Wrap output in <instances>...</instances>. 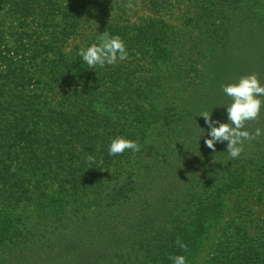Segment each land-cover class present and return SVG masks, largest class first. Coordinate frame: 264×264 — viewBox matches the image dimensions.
Masks as SVG:
<instances>
[{
	"label": "trees",
	"instance_id": "trees-1",
	"mask_svg": "<svg viewBox=\"0 0 264 264\" xmlns=\"http://www.w3.org/2000/svg\"><path fill=\"white\" fill-rule=\"evenodd\" d=\"M111 1L119 8L126 4V0H0V200L5 209L0 211V244L8 243L10 249H0L1 263L13 259L24 264L33 257L44 261L31 249L46 246L44 252L53 255L51 264H173L171 257L177 255L194 264L209 222L223 213L221 194L241 186L256 163L255 150L246 144L240 158L232 160L225 153L226 144H218L216 152L209 149L205 134L198 138L202 141L197 155L183 157L182 145L173 149L171 142L190 122L186 117L190 105L205 98L185 79L176 87L186 74V66L179 71L177 61L209 54L210 65L231 66L229 78L236 80L232 67L237 64V34L243 24L253 27L252 20L255 28L264 26V0H216L211 9L199 13L194 28L200 33L180 39L158 19L134 28L107 22L82 47L65 52L80 28L106 15ZM159 1L152 0L155 9ZM105 32L119 36L127 51L138 56H172L163 84L151 77L143 87L133 79L135 73L122 66L94 70L83 64L80 50L97 43ZM224 98L219 96L223 106L229 105ZM214 114L213 119L220 121L227 115L223 108ZM158 122V136L150 143L147 129ZM170 126L171 134L161 137ZM118 137L138 142L141 151L110 156L109 144ZM257 139L252 140L256 148L264 143ZM160 149L165 155L159 156ZM106 175L110 177L105 179ZM50 183L68 188L69 204L47 196ZM171 187L175 201L162 219L142 221L152 219L144 212L153 204L141 208L143 214L128 226L132 229L124 222L130 209L114 217L129 201L132 211L139 212L137 198L145 189L156 204L169 196ZM35 197H48L50 209L27 239L12 212ZM134 228L146 230L135 235ZM138 240L146 241L141 246H150L145 252L152 259L118 257L119 248ZM232 241L219 264H264V230L255 237L238 231Z\"/></svg>",
	"mask_w": 264,
	"mask_h": 264
},
{
	"label": "rangeland",
	"instance_id": "rangeland-1",
	"mask_svg": "<svg viewBox=\"0 0 264 264\" xmlns=\"http://www.w3.org/2000/svg\"><path fill=\"white\" fill-rule=\"evenodd\" d=\"M215 1L216 0H160L156 9L153 7L152 0H126L124 8H119L117 3L111 1V3H108V6L111 8L108 9L106 15L101 17L100 21L93 23L92 26L80 28L78 35L70 39L65 46V52L69 53L77 46L82 47L84 41L86 42L89 40L94 33H99L107 22H121L128 28H134L136 25L145 24L149 19H158L160 22L164 23L171 32H175L176 39L183 38L186 34H199L200 31H196L194 28L200 22L199 13L201 10L211 9V5L215 3ZM251 22L253 27L243 24L237 34V44L235 46L237 64L232 67L234 68L232 70V75H236V80H234V78H229V76H231L229 75L231 66L228 68V66L225 65L222 67L215 66L214 64L210 65V62H213V60L209 57V54L203 55L202 57L199 55L194 56V61L191 60L189 56H183L181 58L182 61H177V65H180V67H178L179 71H184L186 66V74L178 78L179 81L176 82V87H180V84L185 79L189 84L193 83L197 85L198 92L205 96L202 101L200 100L199 104L196 99L194 104L190 105L186 112V117H189L187 120L190 122H188V125L183 129L181 134L177 136V139L171 142V147L173 149L176 147L180 149L182 145L181 153H183V157L190 155V152H194L193 154L197 155L195 152L201 148V144L198 141H202V139L200 140L198 138L208 131V129H205L207 126L205 121L203 122L204 119L201 117L198 119V116L205 111L209 113L213 111L214 116V112L220 109L219 106H223V103L219 100V96L225 97L224 99L231 101V98H228V96L223 93V85L235 83L242 76L250 74H256L261 84L264 85V26L257 25L255 28V21L252 20ZM127 52L128 56L126 59L118 60L114 65L108 66L111 68L122 66L125 72L132 73L133 71V73H135L133 79L143 87L151 77L159 78L157 83L159 85L163 84L164 79L167 77L166 72L170 65L169 63H171L169 61L172 56L159 57L160 55L158 54L152 58L148 55L143 57L138 56L134 51ZM192 63H194V66H192ZM206 66L207 68L205 69ZM96 69H98V67ZM204 70L206 72L201 75L200 73ZM227 71L228 74L226 75ZM171 114L175 115V111H172ZM170 118L173 117L170 116ZM198 120H202L201 123L204 127L200 126ZM221 121L224 123L227 122V115H224ZM150 122L152 123V121ZM172 122L174 121L170 119L171 126H175L176 124L172 125ZM159 126L160 122L151 124L148 127L147 132L150 143H152L151 141L153 140L156 141V136H158L156 129L160 128ZM171 126L164 129L161 137L171 134ZM256 128L264 129V110H262L258 120L247 122L245 130L254 133ZM204 137H206V135ZM260 138L262 139H257V141L264 140V136ZM244 144L247 145L246 147L248 150H255L256 154L254 157L256 163L251 164V168L245 173V178L241 186L228 189L223 195L221 194V201L223 202L224 209L223 213L220 214L218 218L209 222L208 230L202 237L200 253L194 264H219L222 251H224V248L228 244L233 242L232 239L237 235L238 231H245L249 233L251 237H255L264 230V143L257 148L252 141L245 142ZM160 152L161 154H159V156L165 155L166 151L160 149ZM203 153L204 152H200V156H203ZM159 159L160 161H164L165 156L159 157ZM240 161L242 162V159H240ZM113 170L114 168L111 169V174H113ZM108 176L109 175H106L105 179H107ZM165 182L166 181L163 183ZM46 191L48 192L47 196L50 197L51 200L55 199L57 202L69 204L67 203L70 201L68 188L62 189L57 184L50 183ZM172 192L174 191L171 187L168 191L169 196H166L164 200L160 199V201L155 204L154 196L149 195V191L146 192L145 189L137 198L140 201L137 205L139 212L134 213L132 211V206H129V201L124 204V211L115 212L114 217L120 218L130 209V212L126 214L127 219H125L124 222L127 223V229H132L133 227L128 226L131 225L135 217L139 214H143L141 208H145L146 204H153L152 210L144 212L146 216H150L152 219H143L142 221L147 220L150 222L157 218L162 219L174 204L175 200H173L172 197H174L175 194L171 195ZM89 194L90 198H92L93 192ZM48 197H35L29 203L22 205L16 212H12L18 218L17 225L23 229V237L29 239L33 232L36 231L37 227L35 225H37L39 219L41 218V221H44V218L48 215L50 209L49 207L47 208ZM3 207L4 202L2 203L0 200V211L5 210ZM66 209L70 210L68 205ZM141 230L134 228L133 232L137 235L146 229L142 228ZM11 231L12 230H9L8 232ZM68 232L71 233V231ZM9 236L10 233L8 237ZM144 242L146 241L138 240L126 243V245L117 250L121 251V256L119 255L118 257L122 260H133L136 259V257H144L147 260L152 259V256H150L147 251L145 252V249H148L150 246L147 243L141 246ZM70 244L67 243V247H70ZM3 245H5V247H2ZM0 249H2V252L5 251L4 249H6V252L10 250L8 243H1ZM44 250H46V246L43 248L36 247L31 249V251L37 252L38 256L43 258L44 261H39L38 259L34 260V257L33 259L26 258L24 264H51L49 260L52 259L53 255H50L47 251L44 252ZM15 261L9 259L6 260L5 263H1L0 260V264H17ZM52 264L57 263L54 261Z\"/></svg>",
	"mask_w": 264,
	"mask_h": 264
},
{
	"label": "clouds",
	"instance_id": "clouds-1",
	"mask_svg": "<svg viewBox=\"0 0 264 264\" xmlns=\"http://www.w3.org/2000/svg\"><path fill=\"white\" fill-rule=\"evenodd\" d=\"M79 56L88 68H103L114 65L118 60L128 56L125 42L119 36H109L106 32L100 34L97 43L91 44L86 49H81ZM223 93L231 98V103L219 106L227 113V123L213 119L211 113L205 111L198 117L204 119L208 131L204 132L209 138L204 140L205 145L216 152L218 144H226V152L232 160L239 159L244 151L246 141L256 140L264 136V129L256 128L254 133L245 130L249 121L258 120L264 110V85L256 74L242 76L237 82L222 86ZM218 108V107H217ZM204 135V136H205ZM203 136V137H204ZM201 140V139H200ZM200 143V141H199ZM141 145L123 137L113 139L108 147L110 156L122 155L126 151L138 153ZM186 249V245H181ZM173 264H187L186 257L177 255L171 257Z\"/></svg>",
	"mask_w": 264,
	"mask_h": 264
}]
</instances>
